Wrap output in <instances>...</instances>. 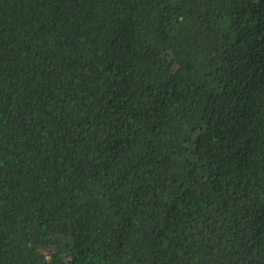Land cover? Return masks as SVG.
Here are the masks:
<instances>
[{"label": "trees", "instance_id": "trees-1", "mask_svg": "<svg viewBox=\"0 0 264 264\" xmlns=\"http://www.w3.org/2000/svg\"><path fill=\"white\" fill-rule=\"evenodd\" d=\"M0 264H264V0H0Z\"/></svg>", "mask_w": 264, "mask_h": 264}]
</instances>
